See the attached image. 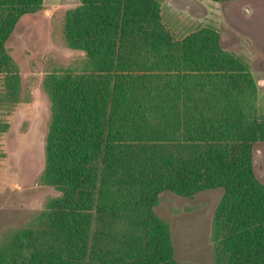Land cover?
I'll use <instances>...</instances> for the list:
<instances>
[{
  "label": "trees",
  "instance_id": "obj_1",
  "mask_svg": "<svg viewBox=\"0 0 264 264\" xmlns=\"http://www.w3.org/2000/svg\"><path fill=\"white\" fill-rule=\"evenodd\" d=\"M42 7L0 0V132L23 100L7 41ZM62 36L82 55L42 80L44 172L57 195L29 254L2 241L0 264H174L155 203L164 191L191 197L206 187L223 190L216 264H264V182L253 169L264 114L246 115L256 84L244 61L211 27L173 36L157 0H79ZM121 212L138 218L142 237L120 234Z\"/></svg>",
  "mask_w": 264,
  "mask_h": 264
},
{
  "label": "rangeland",
  "instance_id": "obj_2",
  "mask_svg": "<svg viewBox=\"0 0 264 264\" xmlns=\"http://www.w3.org/2000/svg\"><path fill=\"white\" fill-rule=\"evenodd\" d=\"M157 1L162 22L173 36L202 27L218 32L223 51L243 60L255 81V107L248 103L247 117L264 114V0ZM78 4L79 0H43L38 12L20 18L6 44L19 68L23 100L6 116L8 128L0 132V242H9L12 251L17 242L25 255L28 241L41 226L45 202L57 195L44 172L50 101L42 80L49 70L69 68L82 55L69 49L62 36L64 14ZM253 169L264 182V142L254 145ZM222 194L218 187L203 188L191 197L160 193L153 212L167 234L174 264H216L221 258L215 221ZM119 215L121 235L142 237L133 213Z\"/></svg>",
  "mask_w": 264,
  "mask_h": 264
}]
</instances>
